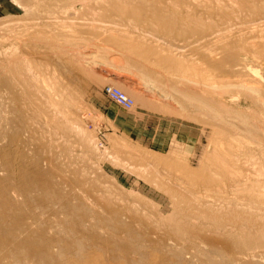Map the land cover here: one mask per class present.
<instances>
[{
  "label": "rangeland",
  "instance_id": "obj_1",
  "mask_svg": "<svg viewBox=\"0 0 264 264\" xmlns=\"http://www.w3.org/2000/svg\"><path fill=\"white\" fill-rule=\"evenodd\" d=\"M115 1L70 7L63 0H0V264H264L259 210L264 195L255 203L239 196L228 179L234 170L218 152L221 146L225 152L229 145L245 147L231 129L189 108L174 92L181 77L197 83L199 94L224 74L231 81L235 74L264 83V0ZM176 13L184 16L175 18ZM179 18L185 19L182 26ZM209 21L216 31L212 24L202 25ZM222 30L234 39L225 41L227 52L212 39ZM250 41L258 43L248 49L246 70L236 69L229 55L236 44ZM255 52L262 59L255 60ZM181 60L180 69L171 65ZM142 80L186 110L147 90ZM107 86L130 98L132 108L110 101ZM244 101L235 97L227 105L264 117L256 102ZM157 125L165 134L162 146L151 138ZM111 138L125 150L113 146ZM246 149L243 154L249 155L253 147ZM256 156L263 159L259 152ZM244 157L235 170L246 175ZM217 159L227 168L218 172L220 181L211 175ZM100 190L110 195L111 205L105 206L99 194L91 196ZM6 228L10 236L3 234Z\"/></svg>",
  "mask_w": 264,
  "mask_h": 264
},
{
  "label": "bare ground",
  "instance_id": "obj_2",
  "mask_svg": "<svg viewBox=\"0 0 264 264\" xmlns=\"http://www.w3.org/2000/svg\"><path fill=\"white\" fill-rule=\"evenodd\" d=\"M64 2H66L70 7H72L73 6V4L74 3H81V4H83L84 3V5H86V1H88V0H63ZM107 1H110V0H107ZM113 1H115V0H113ZM120 1V0H119ZM142 1V0H141ZM214 1V0H213ZM242 1V0H241ZM249 1V0H248ZM86 2V3H85ZM92 1H90V4H92L91 3ZM99 2H101V1H99ZM116 2V1H115ZM118 2V1H117ZM116 2V4H115V6L117 5V4H119V3H117ZM125 2V1H124ZM129 2H130V7H131V1H128V3L126 2L125 4H128L129 5ZM133 2L135 3V1H132V5H133ZM136 2H137V0H136ZM146 2V1H145ZM210 2V1H209ZM261 2V1H260ZM141 3V2H140ZM235 3V2H234ZM238 3V2H237ZM242 3V2H241ZM263 3V2H262ZM80 4V5H81ZM90 4L88 5V7L90 6ZM94 4V3H93ZM114 4V2L110 5L109 3H108V5H110V6H114L113 5ZM120 4H122V3H120ZM124 4V5H125ZM138 4V3H137ZM136 4V5H137ZM144 5V3H141V5ZM147 4H149V3H147ZM199 4H201V3H199ZM217 4V3H216ZM231 4V3H230ZM229 4V5H230ZM245 4V3H244ZM254 4V3H253ZM78 5V4H77ZM79 5V6H80ZM96 5V4H95ZM98 6H99V4H97ZM102 5H103V3H102ZM102 5H100L101 6V8H102ZM128 5H127V7H128ZM135 5V4H134ZM136 5H135V7H136ZM140 4H139V6H141ZM152 5V4H151ZM194 5V4H193ZM231 5H234V4H231ZM246 5V4H245ZM260 5V4H259ZM263 5V4H262ZM75 6V5H74ZM105 6H106V4H105ZM120 5H118L117 7H119ZM122 6H123V4H122ZM121 6V7H122ZM241 6V5H240ZM264 6V5H263ZM85 7V6H84ZM95 7V6H94ZM93 7V8H94ZM97 7V6H96ZM130 7H128V8H130ZM133 7L134 6H132V9H133ZM138 7V6H137ZM149 7V6H148ZM148 7H147V9L146 10H148ZM201 7V6H200ZM253 7H255V6H253ZM103 8L104 9H102V11L103 10H105V7L103 6ZM111 8H113V7H111ZM110 7H108V9L107 10H109L110 9V11H112V9H111ZM120 8V7H119ZM219 8V7H218ZM74 9V8H73ZM115 10H117L118 8H114ZM126 8H124L123 10L124 11H127V10H125ZM131 9V10H132ZM208 9V8H207ZM207 9L206 10H204V11H206L207 13H209L211 10V8L210 9H208V10H210L209 12L207 11ZM216 9V8H215ZM220 9V8H219ZM218 9V10H219ZM32 10V9H31ZM49 10H52V9H49ZM55 10H57V8L55 9ZM71 11H72V9H70ZM82 10V9H81ZM85 10L86 9H84V12H85ZM89 10H90V8H89ZM92 10V9H91ZM94 10V9H93ZM99 11H100V8L98 9ZM106 10V12H108ZM122 10V11H123ZM130 10V12L131 13H133V10L131 11ZM175 10V9H174ZM181 10H184V9H181ZM187 10V9H186ZM201 10H203V9H201ZM223 10V9H222ZM242 10V9H241ZM246 10V9H245ZM57 11H60V9L59 10H57ZM98 11V12H99ZM123 11V12H124ZM149 11V10H148ZM147 11V13H152V12H148ZM150 11H151V9H150ZM164 11V10H163ZM172 11V10H171ZM170 11V12H171ZM214 11V10H213ZM224 11V10H223ZM232 11V10H231ZM230 11V12H231ZM239 11V10H238ZM23 12L27 15L28 13H30V11L28 10V9H23ZM92 12H94V11H92ZM101 12V11H100ZM170 12H169V14H170ZM186 11L184 10V14L185 15H187L186 17H188V11H187V13H185ZM192 12V11H191ZM190 12V13H191ZM205 12V13H206ZM218 12V11H217ZM228 12V11H227ZM249 12V11H248ZM104 13H105V11H104ZM189 13V14H190ZM193 13V12H192ZM191 13V14H192ZM214 13V12H213ZM232 13V12H231ZM56 14V13H55ZM55 14H53V15H55ZM86 14H88V13H86ZM93 14V13H92ZM122 14V13H121ZM168 14V16L169 17H171L170 15ZM179 14V13H178ZM178 14L176 13L175 15H173L175 18L177 17L178 18ZM241 14V13H240ZM259 14V13H258ZM101 15V14H100ZM102 15H104L103 13H102ZM101 15V16H102ZM111 15V14H110ZM124 15V14H123ZM144 15H146V13L145 14H143V16ZM148 15V14H147ZM208 15V14H207ZM209 15H212V14H209ZM208 15V16H209ZM88 16V15H87ZM93 16V15H92ZM91 16V17H92ZM105 16H109V12H108V14L107 15H105ZM152 16V15H151ZM165 16H167V15H165ZM165 16L163 15V17L165 18ZM167 16V17H168ZM172 16V21H173V17ZM179 16H180V14H179ZM184 15H182V17H183ZM215 16V15H214ZM235 16V15H234ZM249 16H250V14H249ZM97 17H98V15H97ZM97 17H95V18H97ZM114 17V16H113ZM154 16H152V18H153ZM166 17V18H167ZM181 16H180V18H182ZM186 17H184V18H186ZM211 17V16H210ZM210 17H209V19L208 20H210ZM232 17H233V15H232ZM261 17V16H260ZM58 18V17H57ZM100 17H98V19H99ZM110 18H112V17H110ZM138 18V17H137ZM151 18V19H152ZM180 18L178 19L179 20V23H178V26L180 25V22L181 21H184L183 19H181V21H180ZM191 18V17H190ZM262 18V17H261ZM92 19H93V17H92ZM91 18H90V21L92 22L93 20H92ZM106 19V18H105ZM104 19V20H105ZM116 19H119V17L118 18H116ZM168 19V18H167ZM170 19V18H169ZM187 19V18H186ZM188 19H189V17H188ZM197 19V18H196ZM196 19H194L193 20V22H195V23H197L198 21V19L196 20ZM199 19H201V18H199ZM102 21V20H100V23L102 22V24H103V22H104V24L105 23H107V22H109L108 20H109V18L107 19V20H105V21H107V22H105V21ZM115 20V19H114ZM191 20V19H190ZM234 20H235V18H234ZM237 20V19H236ZM235 20V21H236ZM249 20V19H248ZM53 21V20H52ZM55 21V20H54ZM95 21V20H94ZM98 21V20H97ZM116 21V20H115ZM162 21V20H161ZM160 21V23L162 24V22ZM167 21V20H166ZM169 21V20H168ZM197 21V22H196ZM211 21V20H210ZM210 21L209 22H207V23H205V22H203L202 23V25L203 26H205V24H206V26H207V24L208 23H210ZM238 21V20H237ZM263 21V20H262ZM113 22V21H112ZM149 22V21H148ZM153 21H151V23H152ZM176 22H177V20L174 22L175 23V25H176ZM187 22H189V21H186V23ZM212 22V21H211ZM219 22V21H218ZM97 23H99V21L97 22ZM110 23H111V21H110ZM147 23V22H146ZM169 23H172L171 22V20H170V22ZM194 23V24H195ZM220 23V22H219ZM229 23V22H228ZM250 23V22H249ZM260 23V22H259ZM38 24V23H37ZM90 24V23H89ZM112 24V23H111ZM115 24V23H114ZM182 24H183V22H182ZM188 24V23H187ZM187 24H184V25H186V27H187ZM212 24V23H211ZM210 24V25H211ZM227 24V23H226ZM226 24H223V25H225V26H227ZM251 24V23H250ZM258 24V23H257ZM209 25V24H208ZM209 25V26H210ZM213 25V24H212ZM214 25H215V23H214ZM214 25L213 26H211L213 29H214V31H216V27H214ZM218 25H222L221 23L220 24H218ZM261 25H263V24H261ZM95 26V25H94ZM110 26V25H109ZM180 26H182V25H180ZM188 26H191L190 24H188ZM199 26V28H200V26L201 25H197L196 27H198ZM225 26H223L224 28H226ZM229 26V25H228ZM248 26V25H247ZM35 27V26H34ZM222 27V26H221ZM235 27V29H236V26H234ZM251 27V26H250ZM255 27V26H254ZM253 27V28H254ZM257 27V26H256ZM94 28V27H93ZM182 28V27H181ZM191 28H194V27H191ZM199 28H197V29H199ZM202 28V27H201ZM219 28V27H218ZM240 28H241V26H240ZM264 28V27H263ZM185 29V28H184ZM188 29V28H187ZM186 29V30H187ZM194 29H196V28H194ZM196 29V30H197ZM203 29V28H202ZM202 29H199V31L201 30V33L202 32H208V31H205V30H202ZM220 29V28H219ZM219 29H217V30H219ZM233 29V28H232ZM242 29H243V27H242ZM225 30H227L228 31V28L227 29H225ZM229 30H230V28H229ZM237 30V29H236ZM260 30H262V29H260ZM210 31H211V29H210ZM240 31L241 30H239V32L238 33H240ZM248 31H249V29H248ZM212 32V31H211ZM251 33L252 32H254V31H250ZM258 32V31H257ZM183 33V32H182ZM198 33V32H197ZM223 33V30L221 31V33H219L218 32V34L219 35H221ZM227 34H228V32H226ZM226 33L224 32L222 35H223V37H218L217 36V34L216 33H214V35H212V39L215 41V42H217V44H216V46H222L220 49H221V51L223 52V51H225V52H227L228 51V49H227V47L226 46H223V45H225L224 43H225V41H227L228 42V40L227 39H229L231 36H232V34H231V36L230 35H227L229 38H227V37H225L224 35H226ZM231 33V32H230ZM236 33V32H235ZM234 33V34H235ZM241 33H242V31H241ZM245 33V32H244ZM260 33V32H259ZM264 33V32H263ZM208 34H209V32H208ZM210 34H212V33H210ZM209 34V35H210ZM216 34V35H215ZM233 34V35H234ZM243 34V33H242ZM40 36H41V34H39ZM207 35V34H206ZM238 35V34H237ZM251 35V34H250ZM42 36H43V34H42ZM45 36V35H44ZM201 37H202V35H200ZM235 36V35H234ZM260 36V35H259ZM129 37V36H128ZM236 37V36H235ZM240 37V36H239ZM241 37H242V35H241ZM241 37H240V40H242L241 39ZM246 37V36H245ZM131 38V37H130ZM209 38V37H208ZM211 38V37H210ZM209 38V39H210ZM194 39V38H193ZM198 39V38H197ZM201 39V38H200ZM203 39V38H202ZM207 39V38H206ZM231 39H233V37L231 38ZM231 39H229V40H231ZM236 39H238L237 37H236ZM235 39V40H236ZM255 39V38H254ZM204 40V39H203ZM213 40H211V41H213ZM234 40V39H233ZM233 40H231L232 42H233ZM239 40V39H238ZM261 41L263 40V39H260ZM197 41V40H196ZM209 41V40H208ZM237 41V40H236ZM252 41V40H251ZM249 42V43H244V44H242V45H240V46H237L238 44H236L235 45V47H233V49H234V51H231V53H230V60H231V62L233 61V63H235V67H236V69H241V68H244V70H246V63H245V59L244 58H246V56L248 55L247 54V52H248V49L249 50H252V49H256V47L254 46V45H251L252 43H254V42ZM206 42V41H205ZM258 42H259V40H258ZM258 42H255V44L256 43H258ZM200 43H203L202 41H200ZM207 43H211V42H207ZM196 44V43H195ZM198 44V43H197ZM205 44V43H204ZM208 45V44H207ZM232 45H233V43H232ZM206 46V45H205ZM208 46H210L209 47V49L211 48V46H212V44L211 45H208ZM207 47V46H206ZM213 47V46H212ZM213 50H215L214 52L216 53V50H219V49H217V48H215L214 49V47L212 48ZM211 49V50H212ZM143 50V49H142ZM211 50H208L209 51V53H211L212 51ZM171 51V50H170ZM175 51H177L176 50V48H175ZM211 51V52H210ZM258 51V50H257ZM147 51L146 50H144L143 51V53H146ZM168 52V51H167ZM174 52V51H173ZM181 52V51H180ZM224 52V53H225ZM253 52V51H252ZM208 53V52H207ZM219 53V52H218ZM217 53V54H218ZM221 53V52H220ZM256 53V52H255ZM262 53V52H261ZM164 54V53H163ZM174 54V53H173ZM172 54V55H173ZM213 54V53H212ZM212 54H210V56H212ZM217 54H215V55H217ZM228 54V53H227ZM257 54V53H256ZM263 54V53H262ZM165 55V54H164ZM179 55V54H178ZM179 56H181V55H179ZM209 56V55H208ZM225 56V55H224ZM256 58H255V60H257V59H260L261 58V56H259V53L257 54V55H254ZM171 57V56H170ZM213 57H214V55H213ZM249 57V56H248ZM247 57V58H248ZM225 58H227V56L225 57ZM228 58V59H229ZM247 58H246V60H247ZM192 59V58H191ZM262 59V58H261ZM175 60V59H174ZM254 60V59H253ZM182 61H184V60H181V62H177V61H173L172 63H171V65H177V68L178 69H180L182 66H183V62ZM224 61V60H223ZM226 61V60H225ZM228 61V60H227ZM252 61V60H251ZM259 61V60H258ZM257 61V62H258ZM230 62V63H231ZM263 62V61H262ZM194 63V62H193ZM222 63V62H221ZM223 64V63H222ZM259 64H260V61H259ZM185 65V64H184ZM251 65V64H250ZM261 65V64H260ZM223 66V65H222ZM221 66V67H222ZM225 66V65H224ZM233 66V65H232ZM248 67H249V62H248ZM253 67V66H252ZM264 67V66H263ZM227 68V67H226ZM226 68H225V70H226ZM234 68V67H233ZM232 68V69H233ZM261 68H262V66H261ZM3 69V68H2ZM224 69V68H223ZM222 69V70H223ZM228 69V68H227ZM235 69V70H236ZM231 70V69H230ZM243 70V69H242ZM247 70H249V69H247ZM228 71V70H227ZM254 71V70H253ZM228 72H230V71H228ZM233 72V71H232ZM231 72V73H232ZM235 72V71H234ZM249 72H250V70H249ZM252 72V71H251ZM255 72V71H254ZM208 73V72H207ZM240 73V72H239ZM244 73H246V74H248V71L246 72V71H244ZM243 74V73H242ZM245 74V75H246ZM259 74V73H258ZM257 74V75H258ZM240 75H241V73H240ZM208 76H210V74L208 75ZM226 75L224 74L223 76L221 75V78H219L218 79V83H215L214 82V80H217V79H214L213 80V82L210 80L211 78L209 77V81H211V82H208L207 80L208 79H206V81L208 82V83H212L211 84V86H209V88L211 89V90H209V91H205V90H201V92H200V94L199 93H197L195 90H194V88L197 86V83H195V82H190L189 81V79L188 78H186V77H181V78H179V81H180V86L179 87H177V88H175V90H174V92L177 94V96H179V98H181L184 102H186L187 103V106L189 105L191 108H195L200 114H202V115H206V116H208V118H210L211 120H213L215 123H217L218 124V126H222V128H225V129H227V128H229V129H231V131H233V137H235V141H237V142H240L241 144H243V146L242 147H245V149L246 148H249V146H250V149H251V147H253V149L252 150H250V153H249V155H246V154H248V153H246V154H243V151L242 150H245V149H242L241 150V145H239V147H237L238 148V150H236L235 149V147H232V146H230L229 145V149L225 152L224 151V148H223V146H219L220 148H219V150H218V152H220L221 151V157L223 158L222 160H224V159H226L225 161L227 162V160H228V163L232 166V169H230V170H234V172L232 173V174H230V173H228V179H230L231 181H232V186L235 188V190H236V193L238 192H240V193H242V195H240L239 194V196H243V197H246V198H250L251 199V201L252 200H256L257 202L261 199V197L264 195V119H262V118H264V117H262V118H258V119H255V118H253V117H251L250 115H248L247 114V112H246V114H244L242 111H239V108L238 109H236L234 106L232 107L231 105L229 106V105H227V102L230 100V104H232L233 103V99L235 98V97H243V99L246 101V102H256L263 110L262 111H264V97H263V92H264V83H262L259 79H257V78H255V77H251V79L249 80H247V78H246V80H244V78H242V77H240V76H238V75H235L234 74V76H236L235 77V79L233 80L232 79V81H231V78L230 77H225ZM233 76V77H234ZM248 76H249V74H248ZM252 76V75H251ZM257 77V76H256ZM259 78V77H258ZM37 79V78H36ZM203 79V78H202ZM263 80V79H262ZM143 81V85H144V87L147 89V90H149L150 92H152V93H155V94H157V96L158 97H160V98H162V100H169V102L170 103H174L176 106H178V108L179 109H181L182 111H184V110H186L185 108H184V105H182V104H180L179 102H177V100H175V99H173L172 97H170V96H166V95H164V94H161L160 92H158V90L155 88V86L153 85V83L152 82H150L149 80H142ZM204 81V80H203ZM207 83V84H208ZM202 84H204V83H202ZM205 84H206V82H205ZM107 87H109V88H115V87H110V86H107ZM107 87H105V88H107ZM115 89H117V88H115ZM118 90V89H117ZM120 91V90H119ZM173 91V90H172ZM121 92V91H120ZM36 93V92H35ZM126 98H128L123 92H121ZM175 94V95H176ZM52 96V95H51ZM56 96V95H55ZM54 96V97H55ZM49 97V96H48ZM57 97V96H56ZM212 97L214 98V99H212ZM51 98V97H50ZM50 98H48V99H50ZM47 99V100H48ZM129 100H131L130 98H128ZM241 99V98H240ZM239 99V100H240ZM53 100V99H52ZM55 100V99H54ZM110 100V99H109ZM236 100V99H235ZM49 101H51V100H49ZM111 101V100H110ZM245 101H244V103H245ZM46 102V101H45ZM52 102V101H51ZM50 102V104L52 105V103ZM131 102H132V100H131ZM48 103V102H47ZM54 104H55V102H54ZM252 104V103H251ZM250 104V105H251ZM244 105V104H243ZM132 106H133V102H132V104H131V107L129 108V109H131L132 108ZM188 106V107H189ZM252 106V105H251ZM54 107V106H53ZM55 107H57V104L55 105ZM189 107V108H190ZM242 107V106H241ZM234 108V109H233ZM53 109V108H52ZM124 109V108H123ZM129 109H127V110H129ZM242 110V109H241ZM55 111V110H54ZM245 111V110H244ZM261 111V112H262ZM241 112V113H240ZM252 112H253V110H252ZM255 113V112H254ZM255 114H257V113H255ZM254 114V115H255ZM262 114H263V112H262ZM257 116V115H256ZM259 116H261V115H259ZM258 116V117H259ZM257 118V117H256ZM235 121L236 122V124H232L230 121ZM225 129H223V130H225ZM258 134V136H256V134ZM228 140H229V138H227ZM232 143H235V142H232ZM111 144L113 145V146H116V147H121V148H124V150H125V146L121 143V142H119V140H116V139H114V138H111ZM220 144V143H219ZM218 144V145H219ZM229 144V143H228ZM236 144H238V143H236ZM231 147L233 148V149H235L236 151H234L233 149L231 150ZM126 150H127V147H126ZM249 150H247L246 149V151H248L249 152ZM254 152V154H253V156H252V153ZM258 152L260 153V156H262L263 157V159L260 161L258 158H257V154H258ZM242 155V157H244V161H245V163H244V165L246 164L247 166H248V169H249V174L248 173H246V175H243L240 171H236L235 169V167L236 166H238V160H239V158H241V155ZM259 156V157H260ZM218 161L216 162V164H215V168L213 169V173H211V175L212 174H214V175H212V178L213 177H215V178H218V176L217 175H220L218 172H220L221 171V173H222V170L224 171V172H226L227 173V168H226V165H225V163H222V162H220V161H222V160H219V159H217ZM216 161V160H215ZM214 165V164H213ZM243 165V166H244ZM211 167H213V166H211ZM207 168H209V167H207ZM225 169V170H224ZM211 169H208V172H211L210 171ZM217 176V177H216ZM226 175H224V177H225ZM209 177V179L211 178L210 177V175L208 176ZM212 178L210 179V181H212ZM225 179H226V177H225ZM218 180H219V178H218ZM220 181V180H219ZM217 182V181H216ZM207 183H208V185H210L209 184V181H207ZM213 183V182H212ZM219 184H222V183H220V182H218V185ZM223 184H224V182H223ZM223 184H222V186H223ZM231 184V183H230ZM217 185V184H216ZM215 184H214V189H215V187H219L218 185L216 186ZM224 187V186H223ZM121 188V187H120ZM216 188V189H217ZM121 189H123V188H121ZM215 189V190H216ZM230 189V188H229ZM218 190V189H217ZM216 190V191H217ZM221 190H223V189H221ZM234 189H230V191H233ZM218 191H220V187H219V190ZM217 193H221V191L220 192H217ZM235 193V192H234ZM232 194V192H230L229 194H232V195H236L237 196V194ZM92 195L91 196H97L98 194L101 196V198L104 200H101L103 203H105V206H109V205H111V203H112V201L109 199V196L110 195H108V197H107V193L106 192H103V191H93L92 193H91ZM198 194V193H197ZM218 195V194H217ZM221 195L222 194H220V195H218V196H220V198H221ZM231 196V195H230ZM236 196H233V197H236ZM238 196V197H239ZM207 197V196H206ZM222 197H224V195H222ZM226 197V196H225ZM224 197V198H225ZM233 197H231L232 198V200H233ZM193 198H194V196H193ZM208 198V197H207ZM206 198V199H207ZM195 201H196V196H195ZM223 199V198H222ZM228 200H229V198H227ZM245 199V198H244ZM259 199V200H258ZM247 200V199H246ZM202 201H204L203 199H202ZM206 201V200H205ZM255 201V202H256ZM87 202V201H86ZM198 202H199V200H198ZM201 202V201H200ZM199 202V203H200ZM252 202H254V201H252ZM254 202V203H255ZM264 202V201H263ZM262 202V207H264V203ZM202 204H204V202H201ZM228 203H229V201H228ZM228 203H227V205H228ZM233 203V202H232ZM232 203L230 202L229 204H231L232 205ZM235 203V202H234ZM239 203L240 202H238V204H237V206L239 205ZM261 203V202H260ZM197 205H199L198 203H197ZM223 205V204H222ZM210 204H208L207 206H206V208H208L209 210H210ZM219 206V205H218ZM225 206V205H224ZM244 206V205H243ZM199 207V206H198ZM219 207H222L221 205L219 206ZM218 207V208H219ZM233 207V206H232ZM236 207V206H235ZM234 207V208H235ZM200 208V207H199ZM227 208H230V206L228 205L227 206ZM237 208V207H236ZM241 208V207H240ZM244 208V207H243ZM246 208V207H245ZM202 209H204V206H202ZM220 209V208H219ZM222 209L223 208H221L220 210L222 211ZM247 209V208H246ZM258 209V208H257ZM257 209H256V211H257ZM197 211H198V208L196 209ZM205 210V209H204ZM207 210V209H206ZM208 210V212H210ZM220 210H218V213H219V211ZM227 210V209H226ZM251 210H252V208H251ZM260 210V214L262 215L263 213H264V209H259ZM248 211H250L249 210V208H248ZM212 212V211H211ZM214 212H216V211H214ZM257 212H259V211H257ZM263 212V213H262ZM198 213H199V211H198ZM207 213V212H206ZM213 214H215V213H212V215ZM256 214H258V213H256ZM201 215H204V214H201ZM201 215H199L200 217H203V216H201ZM210 215V214H209ZM264 215V214H263ZM204 217H205V215H204ZM203 217V218H204ZM209 218H210V216H209ZM258 218V217H257ZM260 218V217H259ZM263 218V217H262ZM218 222H221L222 223V221H221V218H220V221L219 220H217ZM215 222V221H214ZM214 222H213V224H214ZM217 223V222H216ZM221 223H218V224H221ZM216 225V224H215ZM215 225H214V227H215ZM218 226V225H217ZM221 226L223 227V225L221 224ZM228 227V226H227ZM217 228V227H216ZM241 228V227H240ZM239 228V229H240ZM218 229V228H217ZM219 229H221L220 227H219ZM225 229V228H224ZM227 229V228H226ZM230 230V229H229ZM225 231V230H224ZM236 232V231H235ZM222 233H223V231H222ZM239 233V232H238ZM3 234H5V235H7V236H10L9 235V229H4V231H3ZM235 235V234H234ZM239 236H240V234H239ZM262 236V235H261ZM238 237V236H237ZM230 238V237H229ZM234 238V237H233ZM234 240H236V239H234ZM241 240V239H240ZM234 242V241H233ZM239 242V241H238ZM2 254V253H1ZM11 256V255H10ZM25 263V262H24ZM4 264V263H3Z\"/></svg>",
  "mask_w": 264,
  "mask_h": 264
},
{
  "label": "built area",
  "instance_id": "obj_3",
  "mask_svg": "<svg viewBox=\"0 0 264 264\" xmlns=\"http://www.w3.org/2000/svg\"><path fill=\"white\" fill-rule=\"evenodd\" d=\"M104 94L108 99H110L112 102L117 104L118 106L124 108V109H129L131 107V100L126 98L119 90L115 88H105L104 89Z\"/></svg>",
  "mask_w": 264,
  "mask_h": 264
},
{
  "label": "crops",
  "instance_id": "obj_4",
  "mask_svg": "<svg viewBox=\"0 0 264 264\" xmlns=\"http://www.w3.org/2000/svg\"><path fill=\"white\" fill-rule=\"evenodd\" d=\"M121 121V120H120ZM121 124H123V122L121 121ZM158 124V123H157ZM126 126V125H125ZM151 133V138L152 140H154V142L158 145V146H162L164 141H165V134L163 135V133L160 131V127L159 125L155 126L154 128L152 127L150 130Z\"/></svg>",
  "mask_w": 264,
  "mask_h": 264
}]
</instances>
